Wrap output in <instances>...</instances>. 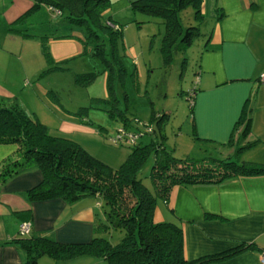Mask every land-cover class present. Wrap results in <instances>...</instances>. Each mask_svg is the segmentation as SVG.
Listing matches in <instances>:
<instances>
[{"label": "crops", "instance_id": "crops-1", "mask_svg": "<svg viewBox=\"0 0 264 264\" xmlns=\"http://www.w3.org/2000/svg\"><path fill=\"white\" fill-rule=\"evenodd\" d=\"M129 2L109 0L102 12L109 9L118 16L126 3L129 9ZM31 3L0 0L1 46L14 50L20 38L9 29L29 32L27 26L13 23ZM201 12L212 22L194 69L190 137L201 146H219L220 158L236 154L239 159L264 164V0H202ZM18 49L21 52V45ZM64 121L62 128L67 132L82 127L100 134L90 125ZM18 154L16 143L0 141V165ZM39 178V170L31 166L0 179V264H26L23 249L13 240L23 220L30 222L28 236L80 242L95 234L99 202H91L89 196L72 202L59 197L31 200L27 189ZM152 219L180 225L187 259L248 241L250 246L201 264H264L259 260L264 250V172L235 174L216 182L173 184L165 198L156 200ZM79 257H85L88 264H103L100 257ZM72 258H67L69 264Z\"/></svg>", "mask_w": 264, "mask_h": 264}, {"label": "rangeland", "instance_id": "rangeland-1", "mask_svg": "<svg viewBox=\"0 0 264 264\" xmlns=\"http://www.w3.org/2000/svg\"><path fill=\"white\" fill-rule=\"evenodd\" d=\"M111 14L112 10H105L101 20L109 17L120 29L115 33L111 28L96 26L94 29L103 42L98 51L94 36L85 26L70 24L63 13L51 9L47 3L40 2L32 10L24 9L13 25L27 26L29 34L23 33L25 28L21 31L11 28V35L20 36L14 50L0 45V98L43 122L50 133L77 141L111 166H117L125 158L130 143L114 144L108 138L120 126L138 131L146 123L153 129L159 127L161 135L156 130L157 137L176 157H218L219 146H201L190 137L188 120V95L196 80L194 69L212 21L204 13L194 15L191 5L182 8L178 16L183 27L197 25L199 32L189 44L170 43L169 55L163 58L161 16L132 10L130 6L128 9L127 3L118 16ZM161 111L165 114L157 124L156 117ZM64 120L90 125L95 132L99 129L100 134L82 127L67 132L62 128ZM150 136L144 133L137 141L144 143ZM232 158L239 160L236 154ZM151 163L150 155L138 173L150 191ZM92 197H88L91 202L95 199L99 202L98 218L103 220V202L99 196ZM122 234V228L108 227L98 229L94 235L114 242ZM54 260L56 264H69L67 259H53L47 254H42L38 262L55 264ZM71 260L72 264H88L85 257Z\"/></svg>", "mask_w": 264, "mask_h": 264}, {"label": "trees", "instance_id": "trees-1", "mask_svg": "<svg viewBox=\"0 0 264 264\" xmlns=\"http://www.w3.org/2000/svg\"><path fill=\"white\" fill-rule=\"evenodd\" d=\"M40 2L63 13L70 24L85 26L94 36V46L98 51L103 48V42L94 28H111L115 33L120 29L109 17L101 20L109 0H32L27 9H34ZM129 5L132 10L163 18L160 47L163 58L169 55L167 46L170 43L189 44L199 32L197 25L183 27L178 12L191 5L194 15L198 16L202 13V0H130ZM43 53L49 60L45 51ZM194 88L188 95L189 108ZM163 114L165 112L161 111L157 115V124ZM156 130L161 135L159 127L153 129L151 124L149 129L129 130L139 134L133 142H129L125 158L117 166H111L77 141L62 134L50 133L43 122L16 104H6L0 98V141L16 143L19 151L18 155L3 160L0 179L34 166L39 170L40 178L27 189L31 200L59 197L65 202H72L84 196H99L104 215L103 220L96 218L94 233L108 227L123 229V234L114 242L95 235L88 241L63 242L44 235L18 234L13 240L18 241L23 249L26 264H37L42 254L53 259L80 255L100 257L107 264H201L251 245V242L245 241L219 253L187 259L183 255L180 225L166 220L153 221L152 213L156 200L165 198L173 184L216 182L235 174L261 173L264 172V164L230 156L176 157L165 148ZM144 133L151 134L148 141H137ZM108 140L111 141L110 137ZM150 155L151 191L138 174Z\"/></svg>", "mask_w": 264, "mask_h": 264}, {"label": "built area", "instance_id": "built-area-1", "mask_svg": "<svg viewBox=\"0 0 264 264\" xmlns=\"http://www.w3.org/2000/svg\"><path fill=\"white\" fill-rule=\"evenodd\" d=\"M261 77H264V73L261 74ZM189 102H192V99L190 98ZM145 128L149 129V125L146 124ZM139 133L134 131H129L124 127H120L116 134L113 137H110L111 142L115 143L117 141H126V142H133L134 139L137 137ZM30 229V222L27 220H23L18 224V234L24 235L29 232ZM260 262H264V250L260 253L259 256Z\"/></svg>", "mask_w": 264, "mask_h": 264}]
</instances>
